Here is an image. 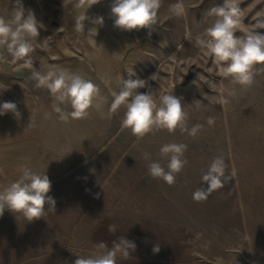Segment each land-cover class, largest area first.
<instances>
[{"label":"rangeland","instance_id":"rangeland-1","mask_svg":"<svg viewBox=\"0 0 264 264\" xmlns=\"http://www.w3.org/2000/svg\"><path fill=\"white\" fill-rule=\"evenodd\" d=\"M20 3L43 25L31 40L33 67L47 71L55 65L92 80L107 98L105 115L111 91L119 90L121 75L129 79L132 69L131 78L146 80L157 97H183L188 127H204L195 138L177 129L138 140L121 130L123 107L111 119L93 109L85 119L60 121L48 91L35 87L32 70L22 61L0 59V84L7 86L0 102L14 101L21 112L19 120L11 113L0 116V189L28 166L49 177L48 195L56 201L55 212L31 222L5 209L0 264H75L77 257L96 253L101 242L110 249L121 236L136 248L127 259L117 256L116 264H264V74L247 90L227 82L223 94L211 90L205 82L220 77L195 46L196 36L214 22L208 9L222 0H184L187 16L180 18L169 11L176 0H163L151 35L148 29L114 27L111 0L87 10L90 18L102 16L104 24L86 20L84 31L75 28L77 0ZM15 7L16 0H0V17L11 19ZM239 7L243 26L264 32L258 26L264 21V0H239ZM153 75L157 81L150 79ZM208 117L214 118L211 126ZM172 142L187 145L188 163L168 185L148 174V164L167 168L159 149ZM221 155L226 174L235 167V179L195 201L194 191L207 187L202 175ZM109 225L116 231L109 232Z\"/></svg>","mask_w":264,"mask_h":264},{"label":"clouds","instance_id":"clouds-1","mask_svg":"<svg viewBox=\"0 0 264 264\" xmlns=\"http://www.w3.org/2000/svg\"><path fill=\"white\" fill-rule=\"evenodd\" d=\"M99 2L100 0H77L75 7L78 15L75 28L78 31H84L86 20H91L94 25L103 26L102 16L90 18L86 15L87 10ZM162 3L163 0H111L110 14L114 18V27L124 31L148 29L151 35L159 25V10ZM16 5L11 19L0 17V59H10L13 64L22 61V67L32 70L35 87L48 91L52 110L60 121L85 119L93 109L101 112L102 118L111 119L123 107L121 130H130L138 140L154 131L167 130L172 133L177 129L195 138L203 129L202 124L188 127L190 114L185 110L187 104H182L183 97L171 93L157 97L156 90L151 89L146 80L131 78L135 75L132 69L127 71L129 79H124L121 75L119 90L111 91L112 100L110 105H107L105 115L103 110L107 98L101 94L99 86L92 80L55 65L49 66L47 71L33 67L31 54L34 48L31 40L39 36L38 29L43 25L38 23L30 10L27 15L25 14L20 0H16ZM169 11L177 18L187 16L184 0H176V3L170 5ZM207 15L214 17V22L196 36L195 46L211 59L216 75L220 79L205 83L211 90L216 89L221 94L226 91V82L233 89L239 87L247 90L255 83L258 75L264 74V32L248 30L243 26L239 0H222V3L210 7ZM258 26L264 28V21H260ZM238 32L242 34L238 35ZM185 38L190 39V33H186ZM150 79L157 81V75L151 76ZM193 83L197 84L196 81ZM6 87L0 84L2 89L0 93L6 90ZM197 87L200 88L198 85ZM145 88L148 90L139 91ZM202 95L208 96L203 92ZM221 101L227 103L223 95ZM201 107L197 100L196 110ZM8 113L16 120L21 118L16 102H0V116ZM214 123V118L208 117L207 124L211 126ZM186 150L187 145L183 143L172 142L162 145L159 153L161 157L168 159L167 168L160 162H150L148 174L153 179H162L168 185H173L176 174H179L188 163L185 157ZM144 159H149L148 153L144 154ZM227 167L222 155L214 157L201 177L202 184H206L207 187L197 188L193 193V199L197 202L204 201L213 191L223 188L229 181L235 179L237 175L235 167L231 169L230 174H226ZM51 187V181L45 173H37L28 166H21L19 178L0 189V216H3L7 209L15 214H21L31 222L46 216L48 212H55L56 201L48 195ZM116 227L109 225L108 231L115 232ZM97 248L99 250L87 258L77 257L75 264H116L117 256L129 258L136 245L125 236H121L118 242L113 241L110 249L103 242L97 245ZM153 252H159L158 245L153 247Z\"/></svg>","mask_w":264,"mask_h":264}]
</instances>
